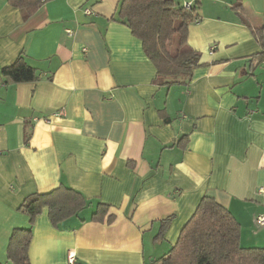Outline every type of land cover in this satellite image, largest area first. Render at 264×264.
I'll use <instances>...</instances> for the list:
<instances>
[{"label":"crops","instance_id":"0c3cea01","mask_svg":"<svg viewBox=\"0 0 264 264\" xmlns=\"http://www.w3.org/2000/svg\"><path fill=\"white\" fill-rule=\"evenodd\" d=\"M119 1L51 0L23 20L0 0V264L29 225V264H160L203 197L242 248L264 249V0H183L198 2L200 59L170 86ZM20 56L34 81L3 77ZM59 188L84 208L56 224L47 207L32 223L20 211Z\"/></svg>","mask_w":264,"mask_h":264},{"label":"trees","instance_id":"16d2710c","mask_svg":"<svg viewBox=\"0 0 264 264\" xmlns=\"http://www.w3.org/2000/svg\"><path fill=\"white\" fill-rule=\"evenodd\" d=\"M48 1L51 0H8V4L20 10L22 19L26 20ZM117 14L118 21L126 25L141 42L146 57L156 70L158 85L170 86L190 78L198 66L200 55L187 45V30L200 20L198 2L186 7L183 0H120ZM258 40L261 42L263 36L258 35ZM23 61L20 56L12 66L3 69V77L14 84L34 81V69ZM84 206L85 201L78 193L59 188L29 197L21 205L20 211L29 216L32 223L42 208L47 207L51 221L56 224L76 214ZM105 212L106 208H101V217ZM30 241V225L13 230L7 249L10 264H29L27 253ZM156 262L264 264V249L242 248L239 245L237 221L213 199L203 197L175 245Z\"/></svg>","mask_w":264,"mask_h":264},{"label":"built area","instance_id":"2783aa9c","mask_svg":"<svg viewBox=\"0 0 264 264\" xmlns=\"http://www.w3.org/2000/svg\"><path fill=\"white\" fill-rule=\"evenodd\" d=\"M184 6L189 7L190 3H184ZM85 15H91V11L89 9H85L83 12ZM262 63L264 64V59L262 61ZM259 192L263 193L264 189H260ZM254 223L256 225H263L264 224V215L258 216L254 219ZM74 262V255L70 254L69 255V263H73Z\"/></svg>","mask_w":264,"mask_h":264}]
</instances>
